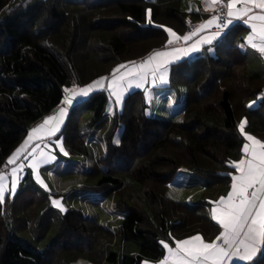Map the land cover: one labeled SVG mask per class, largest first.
<instances>
[{"label":"trees","instance_id":"obj_1","mask_svg":"<svg viewBox=\"0 0 264 264\" xmlns=\"http://www.w3.org/2000/svg\"><path fill=\"white\" fill-rule=\"evenodd\" d=\"M16 1L0 0V171L29 130L62 105L65 88L111 77L118 65L167 47L166 28L183 34L204 15L188 12L184 0H20L18 13L2 20ZM243 31L238 23L211 51L172 64L170 84L186 88L181 120L148 114L143 89L131 90L114 113L105 151L89 166L83 186L106 189L127 209L118 230L78 208H55L26 172L15 198L8 194L0 203V264H74L79 258L141 264L166 255L160 241L216 238L222 228L205 211L232 185L236 170L228 164L242 155L244 133L264 142V74L248 69V54L239 47ZM108 102L104 88L70 108L57 135L71 153L90 154L93 138L82 114L88 111L89 126L98 127ZM181 169L208 179L193 205L171 197L162 184L151 185ZM126 241L139 250L114 249ZM248 264H264V246Z\"/></svg>","mask_w":264,"mask_h":264},{"label":"snow or ice","instance_id":"obj_2","mask_svg":"<svg viewBox=\"0 0 264 264\" xmlns=\"http://www.w3.org/2000/svg\"><path fill=\"white\" fill-rule=\"evenodd\" d=\"M205 4V11L210 8L214 9L217 5H223L226 12L222 11L220 14L213 15L183 36L178 35L171 28H166L170 37L167 45L171 46L168 50L154 51L138 65L134 61L129 62L133 67H128L127 71H120L127 67L124 64L118 65L117 69L113 70L107 88L110 96L115 97L116 105L121 104L125 93L133 86L144 87L149 75L152 77L153 84H156L157 80L165 82L168 74L167 66L170 63L179 61L190 52L199 51L204 44L211 45L213 40L220 37L223 30L227 29L235 19L251 12L252 9L248 5L264 9V0H226V3L225 0H205ZM238 4H243L245 7L237 8ZM148 17V22L151 23V9L148 10ZM244 22L251 28L250 34L243 38L245 43L264 56V14L249 15ZM213 25L216 31L208 36L198 37V34ZM189 26L191 27L190 22ZM195 37L198 38L187 47L173 45L174 40L187 43ZM239 47L243 49L245 44H240ZM108 79L102 76L84 87L65 88L66 95L62 104L73 105L79 97H87L94 89H103L104 82ZM145 95L147 96L148 93L146 92ZM254 103L251 102L249 107ZM66 113L67 107H60L56 115L45 117L40 125L29 130L27 138L8 158V163L12 164L22 156L24 159L31 157L29 167L36 173L37 181L45 188L47 185L40 178L37 169L55 157L43 151L40 144L44 142L45 137L50 142L51 137L60 132ZM245 124L246 120H243L239 125L241 133H244ZM244 135L248 141L252 142L251 146L247 143L243 146V151L246 154L250 153L251 158L229 162L228 166L235 168L239 175L231 177V191L227 197H221L211 211L212 219L217 221L223 230L210 243L205 242L199 234L187 239L176 240L175 248L165 241H160L163 249L167 250V255L163 256L157 264H229L234 258L250 262L261 246H264V142L252 135L246 133ZM33 141L37 143L30 152H27L29 144ZM114 142L118 144L119 140ZM57 143L60 145V151L68 155L63 144L60 141ZM22 170L23 165L11 169V191L13 193L17 188V173ZM5 180V173L0 171V203L5 198ZM52 203L65 211L60 200L53 199ZM143 264H149V262L144 261Z\"/></svg>","mask_w":264,"mask_h":264},{"label":"rangeland","instance_id":"obj_3","mask_svg":"<svg viewBox=\"0 0 264 264\" xmlns=\"http://www.w3.org/2000/svg\"><path fill=\"white\" fill-rule=\"evenodd\" d=\"M185 3L186 0H184L183 6H185ZM22 4V1L17 0L11 8H7L2 12L1 19L8 20L12 18L23 7ZM259 59L260 58L257 57L254 61L261 62ZM254 61L250 58L248 62V69L251 73L254 72ZM132 88L140 89L135 88V86ZM144 91L145 93H148L146 96L149 104L148 114L163 118H173L177 120L182 119V107L186 92L185 87L174 86L172 84L165 85L154 90L153 96H151L150 91L146 88ZM126 95L127 94H125L122 98L121 104L118 105V110L123 109ZM251 102H255L252 104V106H255L257 99L250 101V103ZM112 103L114 104V100ZM59 108H57L55 112H57ZM110 108L111 111H109ZM113 114L112 106L108 104L106 108V115L98 124V127H96V125L89 126V124L91 125V122L93 121V116L88 111H85L82 114V120L85 123V126L88 127L87 136L89 137L91 135L93 138L90 141V144H88V149L90 151L89 155L81 156L71 153L68 147L64 144V135L58 136L56 134L51 137L50 142L48 138L44 139V142L40 144V148L55 157L49 163L42 164L39 169H37L40 178L44 181V184L47 185V188L37 181L36 173H34L29 167L31 157H28L27 159L22 157L17 162L8 164V166H6L3 170L6 175L5 198L8 194L15 198L17 193H19L18 191L20 190L19 188L22 177L26 174V172H30L36 182V188L42 194L48 196L49 202L55 208L61 210L60 207H57L52 203L53 199L60 200L61 205L65 210L73 207L78 208L100 224L112 228L113 230H118L119 225L122 223L123 218L127 213V209L118 208L114 196L108 194L106 189L96 190L83 186L88 179L89 173L87 170L89 166L105 151L103 138L112 125ZM57 141H60V143L63 144V148L68 155H65L64 152L60 151V145ZM35 144L36 143L31 145L27 152H30ZM20 165H23V170L17 173L18 183L15 193H13L11 191V169ZM164 180H162V183L154 182L153 184L151 183V185H153V187L160 188L159 185L163 184L164 187V183H167V181ZM170 180L171 184H166V187H164L163 190H165L174 199L193 205L194 200H197L200 191L205 186L204 183H206L208 179L193 171L181 169L176 172L175 175L171 176ZM228 193L229 192H227L226 195ZM117 246L118 247H114V249L120 250L123 253H136L139 250V246L134 242H121ZM143 262L141 264H143ZM74 264L94 263H91L84 258H79L74 262Z\"/></svg>","mask_w":264,"mask_h":264},{"label":"crops","instance_id":"obj_4","mask_svg":"<svg viewBox=\"0 0 264 264\" xmlns=\"http://www.w3.org/2000/svg\"><path fill=\"white\" fill-rule=\"evenodd\" d=\"M205 7H206V4H205V0H186V3H185V6H184V8L188 11V12H191V11H200V12H203V17H201V18H197V19H193V22L195 23V25L197 26V25H199V24H201L202 22H204V21H207L208 19H210L213 15H215V9H216V7L213 9V8H210L208 11H205ZM243 7H245V5H243V4H238L237 5V8H243ZM248 7H250L252 10H251V12L250 13H248V15H245V16H242V17H240V18H237V19H235L234 20V22L231 24V25H229V28H231V27H233V26H235L236 24H238V23H241L243 26H244V31L242 32V39L240 40V44H245V47L243 48V50L244 51H246L247 52V54H248V59L250 60V58L254 61V59H256L257 57H259L260 59V61L262 62H256V61H254L255 62V64H254V67H253V71L255 72V73H262V74H264V60H263V58L261 57V55L256 51V50H254V49H252L250 46H248L246 43H245V41H244V37H246L247 35H249L250 34V32H251V28H250V25L249 24H246L244 21L245 20H247L248 19V16L249 15H262V14H264V9H260V8H256V7H254V6H251V5H248ZM189 9H191V11H189ZM258 23V22H257ZM192 29H188L186 32H184L183 34H178V35H180V36H183V35H185V34H187L189 31H191ZM214 31H216V28H215V26L213 25V26H209L208 28H206L205 29V31L203 32V33H200V34H198V37L199 36H208V35H210L212 32H214ZM227 31H224V32H222V34H221V36L220 37H217L216 39H214L213 40V43L211 44V45H208V44H204V45H202L201 47H200V50L199 51H196V52H190L189 53V55H187V56H183L179 61H181V60H184V59H186V58H191V57H194V56H196V55H199V54H201V53H203V52H206V51H211L212 49H213V45H214V43L216 42V41H218L225 33H226ZM198 37H195V38H193V40L192 41H189V42H187V43H185V42H183V41H180V42H177V41H173V45L174 46H176V47H187L188 46V44H190V43H192V42H194L195 41V39H197ZM171 46H167V47H165V48H163V49H159V50H156V51H161V50H168L169 48H170ZM153 53V52H152ZM149 56V55H148ZM147 56V57H148ZM147 57H145V58H143V59H146ZM143 59H140V60H138V61H134V62H136V64L138 65L139 64V62L141 61V60H143ZM179 61H173L172 63H170L167 67H168V74H167V78H166V81L165 82H161V81H159V80H157V82H156V84H153L152 83V77H151V75H149L148 76V78H147V81H146V83H145V85H144V88H141V87H135V88H140V89H147V90H149L150 91V93H151V96H153V92H154V90H156V89H158L159 87H162V86H165V85H169L170 84V72H171V66H172V64H174V63H176V62H179ZM124 65H126L127 67L125 68V69H121L120 71L121 72H124V71H127V68L128 67H133V65H130L129 63H125ZM117 69V68H116ZM110 79H111V77H109V79L108 80H106L105 82H104V88H106L107 89V92H108V94H109V102H108V104L109 105H111L112 106V110H113V113H115L117 110H118V105H116L115 104V98H114V96H110V91L108 90V88H107V84H108V82L110 81ZM97 80V79H96ZM82 87H84V86H82ZM71 88H73V87H71ZM103 88V89H104ZM96 90H100V89H94L91 93H93L94 91H96ZM130 90H134V88H131V89H129L125 94H128V92L130 91ZM90 93V94H91ZM89 94V95H90ZM88 95V96H89ZM87 96V97H88ZM125 96V95H124ZM87 97H79L76 101H74V103H73V105H61L60 107H67V113H66V116H65V120H64V124L66 123V120H67V118H68V115H69V113H70V108L72 107V106H74L75 104H77V103H79V102H81L82 100H84V99H86ZM114 100V104L112 103V101ZM58 113V111L57 112H53V113H51V114H49L48 116H52V115H56ZM114 115V114H113ZM43 121H41L40 123H38L37 125H35L34 127H37L38 125H40L41 123H42ZM64 124L61 126V129L63 128V126H64ZM33 127V128H34ZM120 132H121V128L118 130V133H117V135H116V140H118L119 139V135H120ZM57 134V133H56ZM246 134H249V133H246ZM249 135H251V134H249ZM253 136V135H252ZM246 137V136H245ZM255 137V136H254ZM45 138H47V137H45ZM258 139V138H257ZM258 140H260V139H258ZM261 141V140H260ZM34 143H37L36 141H33V142H31L30 144H29V147H28V149L26 150V151H28L29 149H30V147H31V145H33ZM249 144L250 146H251V144H252V142L251 141H248L247 139L245 140V143L244 144ZM242 158H245V159H248V158H251L250 157V153L249 154H246L244 151H243V153H242V155L240 156V158L238 159V160H236V161H239L240 159H242ZM19 159V158H18ZM176 172H178L177 170H173V171H170L169 172V176H166L164 179V181H167V183L165 182L164 184H165V187H166V184H171V180H170V178H171V176H173V175H175V173ZM234 175H239V173L236 171L235 172V174ZM167 178H169L168 180H167ZM162 183V182H161ZM205 184V183H204ZM163 185V184H162ZM202 191V190H201ZM200 191V192H201ZM231 191V187H230V189H229V191L228 192H230ZM166 192V191H165ZM228 195V194H227ZM227 195H225L224 197H227ZM216 202L217 201H215V202H213L211 205H209L208 207H207V209H206V213L212 218V215H211V211H212V209L214 208V207H216ZM223 230V229H222ZM195 236V235H194ZM192 237V236H191ZM203 238V237H202ZM187 239V238H186ZM204 239V238H203ZM216 238H214L213 240H215ZM212 240V241H213ZM204 241L205 242H208V243H210V242H212V241H207V240H205L204 239ZM167 243V242H166ZM171 247H173V248H175L176 247V245H175V243L174 244H170V243H168ZM261 249H262V246H261V248H260V250L257 252V254H256V256L254 257V258H256L260 253H261ZM166 255H167V250H166ZM253 258V259H254ZM158 262V261H157ZM157 262H151V261H149V264H157ZM251 262V261H250ZM250 262H248V261H242V260H239V259H236V258H234L232 261H230L229 262V264H248V263H250Z\"/></svg>","mask_w":264,"mask_h":264},{"label":"built area","instance_id":"obj_5","mask_svg":"<svg viewBox=\"0 0 264 264\" xmlns=\"http://www.w3.org/2000/svg\"><path fill=\"white\" fill-rule=\"evenodd\" d=\"M225 3H226V0H225ZM226 12V8H224V6L223 5H217V7H216V9H215V15H217V14H220L221 12ZM196 25H195V23L194 22H192L191 23V28L190 29H192V28H194ZM229 28V27H228ZM227 28V29H228ZM227 29H224L223 31H226ZM261 55V54H260ZM262 58H263V60H264V56H261Z\"/></svg>","mask_w":264,"mask_h":264}]
</instances>
